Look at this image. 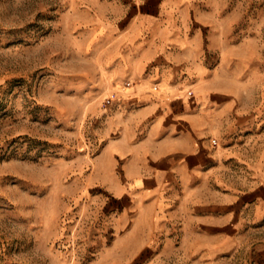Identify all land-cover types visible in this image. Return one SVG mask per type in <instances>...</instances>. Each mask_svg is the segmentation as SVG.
I'll return each instance as SVG.
<instances>
[{
	"label": "rangeland",
	"instance_id": "1",
	"mask_svg": "<svg viewBox=\"0 0 264 264\" xmlns=\"http://www.w3.org/2000/svg\"><path fill=\"white\" fill-rule=\"evenodd\" d=\"M137 13L157 19L143 39L205 60L229 97L215 184L237 213L227 239L178 223L187 204L157 225L93 182L135 106L116 67ZM0 264H264V0H0Z\"/></svg>",
	"mask_w": 264,
	"mask_h": 264
},
{
	"label": "crops",
	"instance_id": "2",
	"mask_svg": "<svg viewBox=\"0 0 264 264\" xmlns=\"http://www.w3.org/2000/svg\"><path fill=\"white\" fill-rule=\"evenodd\" d=\"M133 17L121 38L128 56L116 69L118 80L131 82L121 96L135 106L117 116V135L94 158L93 182L112 198L144 205L142 217L157 225L162 208L164 214L176 200L178 205L187 204V221L177 219L178 223L188 222L199 233L227 239L237 213L229 211L228 191L215 184L222 183L219 139L229 119L221 110L229 97L212 87L214 71L205 60L174 58V51L165 48L166 35L141 37L144 29L153 28L149 23L157 21L155 16ZM168 198L174 199L170 208ZM211 199H218L215 205ZM194 244L221 242L203 238Z\"/></svg>",
	"mask_w": 264,
	"mask_h": 264
}]
</instances>
